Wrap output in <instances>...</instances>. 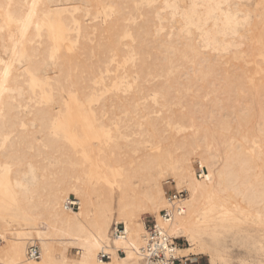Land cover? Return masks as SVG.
Wrapping results in <instances>:
<instances>
[{
    "label": "bare ground",
    "instance_id": "1",
    "mask_svg": "<svg viewBox=\"0 0 264 264\" xmlns=\"http://www.w3.org/2000/svg\"><path fill=\"white\" fill-rule=\"evenodd\" d=\"M263 2L0 0V264H146L148 213L176 239L249 235L237 264H264V66H246L264 61ZM101 9L109 17L89 24ZM112 54L118 135L94 149L90 136L112 139L113 120L93 107L103 90L89 83H103ZM165 178L186 197L164 223Z\"/></svg>",
    "mask_w": 264,
    "mask_h": 264
},
{
    "label": "rangeland",
    "instance_id": "2",
    "mask_svg": "<svg viewBox=\"0 0 264 264\" xmlns=\"http://www.w3.org/2000/svg\"><path fill=\"white\" fill-rule=\"evenodd\" d=\"M253 6V5H252ZM251 6V7H252ZM258 7H259V9L260 8H264V2L262 3V5H258ZM106 13V14H105ZM111 15V14H110ZM109 17V14H108V11L106 10V9H101L100 10V12H99V14H98V16H97V18H95V19H93V20H91V21H88V23L89 24H98V22H99V24L97 25V27H99L100 26V24H101V22L103 23L107 18ZM95 22V23H94ZM97 22V23H96ZM96 33H98V32H96ZM95 35H97L96 37L93 35H91L90 37H91V39L93 40L92 42H91V46H97V44L99 43V40L101 39V37H100V35H99V33L98 34H95ZM98 35H99V37H98ZM97 38L98 37V39H95V38ZM125 41H127V42H129L128 41V39H125ZM77 44V43H76ZM78 45V44H77ZM67 46V45H66ZM65 46V47H66ZM62 48V52L60 53L61 55H64L65 57H69V58H71L73 55H75L74 53H76V49H66V48ZM63 53V54H62ZM72 54V55H71ZM67 55H69V56H67ZM92 56H94V54L92 55ZM90 57L89 55L88 56H86V58L89 60L90 58V62H96V57H97V59H99L98 58V55H97V53H96V55L94 56V58L93 57ZM100 56V58H104V55H99ZM89 57V58H88ZM115 55L114 54H112L111 55V57H110V59H109V61H108V63H105L102 67H103V70H101L102 72H101V76H103V83H100V82H97V83H89L90 85H92L94 88H98V89H102L103 90V92L101 93L100 92V94L101 95H99V100L97 101V102H95V103H93V107L94 108H99V109H101L102 108V110L100 111L102 114H104L105 116L104 117H108L109 118V116H110V118L113 120V121H110V123L112 124V126H110L111 127V131H110V135L109 136H112V139H106V137L107 136H103V135H97V134H93V135H89L90 136V142H92L91 144L94 146H90L91 148H96L97 146H100L101 145V147H104V148H109L110 147V145H111V147H112V149H113V146L115 147V138L117 137V135L118 134H116V132H115V126H114V124H115V119H118L119 118V116L118 115H114V114H118L117 113V111L115 112V107L113 108V106H115L114 105V102L113 101H115V67H116V62H114L115 61ZM257 58H259V57H255V58H253L252 59V61L250 62V60H248L249 62H248V64H246V66H247V68L248 69H250L251 67L253 68H251L252 69V71L253 70H255V69H257L256 67H257V65L254 63V62H256L257 63V61H258V63L259 64H262L263 66H264V61H262L260 58L259 59H257ZM86 59V60H87ZM94 59V60H93ZM87 60V61H88ZM87 61H82V63H90V62H87ZM94 62V63H95ZM262 65H260V66H262ZM262 66V67H263ZM111 67V68H110ZM260 75H262V73L261 74H258L257 75V77H260ZM256 77V76H255ZM111 78V79H110ZM113 78V79H112ZM109 79V80H108ZM97 85V86H96ZM105 86V87H104ZM109 96V97H108ZM108 98L107 100H106V98ZM112 98V99H111ZM114 98V99H113ZM105 101H104V100ZM111 100V101H110ZM100 101H101V103H100ZM111 102H113V103H111ZM98 103H100V107L98 106L97 107V105H99ZM106 103V104H105ZM142 104H146L147 106H148V103H149V105L150 106H152L153 108L154 107H156L155 106V104L152 102V101H150L149 99H147V100H143L142 102H141ZM108 108H107V107ZM110 106V107H109ZM141 106V105H140ZM98 109V110H99ZM108 110V111H107ZM115 112V113H114ZM107 113V114H106ZM109 115V116H108ZM153 116H155V114H152L151 115V118L153 117ZM106 117V118H107ZM111 119H109V120H111ZM126 119V118H125ZM147 118H145V120H146ZM149 119V118H148ZM143 120V119H142ZM133 121H136L134 118H133ZM132 123V122H131ZM128 124H130V122H128ZM125 133H129V131H124ZM130 133H133V132H130ZM95 135H97V136H95ZM41 137V135L40 134H36L35 135V138H40ZM97 138L95 141H93L94 140V138ZM133 137V139H138V138H142V137H137V136H132ZM108 138V137H107ZM92 140V141H91ZM101 140V141H100ZM103 140H104V142L105 141H107L108 143V145H106V143H104L103 144ZM99 142L101 143V144H99ZM94 143V144H93ZM6 145V144H5ZM23 146V144L21 145V148H25L26 147V145H24V147H22ZM34 146H36V145H34ZM106 146H108V147H106ZM110 147V148H111ZM32 148H34L33 147V145H31L30 146V148L28 147V149H32ZM109 148V149H110ZM46 151H49V150H47L46 148H45V151L44 152H46ZM114 151H115V149H114ZM43 152V154H45ZM50 153H52L51 151H50ZM42 154V155H43ZM46 154H48V155H54V153H52V154H49L48 152L46 153ZM195 160V159H194ZM194 160H193V162H194ZM43 162H45V160H43ZM193 165H196V162H194L193 163ZM166 179H167V181H166ZM136 181V180H135ZM164 181H166L165 183H164ZM162 183H164V185H163V188H164V190L165 191H167V192H169L170 190H173V189H176L175 188V183L173 182V180L171 179V178H165L164 180H163V182ZM117 194V193H116ZM115 194V195H116ZM70 198H71V200H73L74 201V196H72V195H70ZM241 214H238L237 215V217H236V219H237V226H239V228H241V229H243L244 230V232L246 233V232H248L247 234H249V233H254L253 232V229H255L254 228V226L252 225V221L250 220V218H244L242 215L240 216ZM150 217H154V215L153 214H150V213H148V214H144V215H142L141 216V220L143 219H145V218H150ZM242 226V227H241ZM244 226V227H243ZM230 232V233H229ZM238 232H236V231H233V230H230V231H228V232H222V233H220V234H218V238L217 239H213V238H206V239H204V243L203 244H200L199 242L197 243L196 241H194V240H189V241H186L185 239H183V238H180L179 239V241H178V244H179V247L178 248H182V249H189V248H191V251L192 252H190V254H186L187 256V258L188 259H190L194 264H237V261L239 260V259H241V258H243V255H244V248H247V247H251L253 244H252V241L250 240V239H248L249 238V235H247V236H243V235H240L239 233L237 234ZM235 235V236H234ZM222 236V237H221ZM246 237V238H245ZM3 240V243L2 244H0V247L1 246H4L5 245V243H6V241H5V239H2ZM192 241L194 242V243H192ZM215 241V242H214ZM191 242V243H190ZM198 244V245H197ZM211 244V245H210ZM37 245V244H36ZM208 245V246H207ZM217 245V246H216ZM38 246V245H37ZM197 246H198V248H197ZM213 247V248H212ZM216 247V248H215ZM194 248V249H193ZM208 248V249H207ZM195 249H197V250H195ZM217 249V250H216ZM195 250V251H194ZM210 252H209V251ZM211 251H212V253H211ZM77 250L73 247H70V248H68V252H67V254H69L68 255V257H73V256H75V257H73V258H76V254H77ZM222 252V253H221ZM219 254V255H218ZM193 255V256H192ZM204 255V256H203ZM214 255V256H213ZM222 256H223V258H222ZM216 257V258H215ZM218 257V258H217ZM226 257V258H225ZM226 259V260H225Z\"/></svg>",
    "mask_w": 264,
    "mask_h": 264
},
{
    "label": "built area",
    "instance_id": "3",
    "mask_svg": "<svg viewBox=\"0 0 264 264\" xmlns=\"http://www.w3.org/2000/svg\"><path fill=\"white\" fill-rule=\"evenodd\" d=\"M185 197V191L170 190L168 192V208L161 212V222H170L175 215L182 213L179 204ZM66 206L73 209L78 207L72 202L67 203ZM144 230V245L140 251L142 257L146 261V264H194L190 259L178 257L176 255V249L179 247V239L168 235L165 228L156 220L151 217L145 218ZM111 234L113 238H124L126 236L124 225L115 224L112 228ZM118 253L120 255H124L122 250ZM27 256L32 260L39 259V248L37 246H31L27 251ZM99 256L100 259L103 260H107L109 258V255L104 252L100 253Z\"/></svg>",
    "mask_w": 264,
    "mask_h": 264
}]
</instances>
